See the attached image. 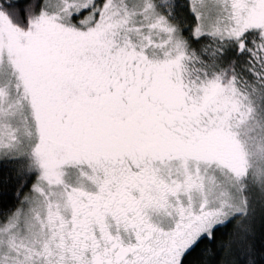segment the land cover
Returning a JSON list of instances; mask_svg holds the SVG:
<instances>
[{"label":"snow or ice","instance_id":"6c2138e0","mask_svg":"<svg viewBox=\"0 0 264 264\" xmlns=\"http://www.w3.org/2000/svg\"><path fill=\"white\" fill-rule=\"evenodd\" d=\"M0 264H264V0H0Z\"/></svg>","mask_w":264,"mask_h":264}]
</instances>
